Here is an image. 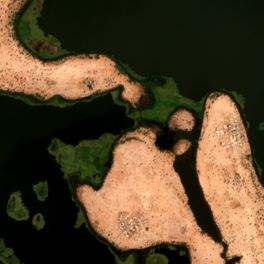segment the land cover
Returning a JSON list of instances; mask_svg holds the SVG:
<instances>
[{"label": "rangeland", "instance_id": "rangeland-1", "mask_svg": "<svg viewBox=\"0 0 264 264\" xmlns=\"http://www.w3.org/2000/svg\"><path fill=\"white\" fill-rule=\"evenodd\" d=\"M33 1L0 0L1 93L20 94L33 103H72L115 90L131 106L152 103L151 91L160 81L130 77L108 54L46 58L23 42L19 17ZM227 93L209 94L196 112L176 108L163 125H139L116 142L110 170L98 184L72 178L82 220L114 251L141 254L173 246L183 248L191 264H264V181L247 118ZM55 144L50 148L54 155L59 149ZM83 145L78 152L60 149L57 161L66 176L78 164L73 156L85 151ZM179 162H184L185 172ZM192 187L217 238L200 221ZM34 190L40 198L47 194L40 175ZM23 203L14 195L10 215L16 216ZM0 264L10 263L0 255Z\"/></svg>", "mask_w": 264, "mask_h": 264}, {"label": "water", "instance_id": "water-1", "mask_svg": "<svg viewBox=\"0 0 264 264\" xmlns=\"http://www.w3.org/2000/svg\"><path fill=\"white\" fill-rule=\"evenodd\" d=\"M36 23L63 52L108 54L137 76L172 79L196 102L216 91L235 93L264 122V0H43ZM86 100L62 107L0 92V252L10 264H67L68 247L115 262L87 224L77 226L80 205L49 150L54 140L77 145L130 126L107 95ZM250 137L264 181V128H250ZM38 175L46 197L28 220L13 218L12 196H35ZM37 214L44 219L39 229Z\"/></svg>", "mask_w": 264, "mask_h": 264}, {"label": "flooded vegetation", "instance_id": "flooded-vegetation-1", "mask_svg": "<svg viewBox=\"0 0 264 264\" xmlns=\"http://www.w3.org/2000/svg\"><path fill=\"white\" fill-rule=\"evenodd\" d=\"M39 0H34L33 3L26 8V10L19 17V36L20 39L25 42L29 47H33L35 51L39 52L42 56L46 58H51L54 55L58 56V53L68 54L67 52L60 51L59 49L48 45L46 40L43 38V34L36 24L35 17L38 16L41 7L38 8ZM125 68V67H124ZM126 69V68H125ZM125 72L132 78L138 79L140 81L148 80H158L160 84L153 89L152 103L149 106H131L129 101L121 98V93L119 91H109L103 94H97L92 98L86 100L87 102L92 99L107 95L108 98L112 99V103L118 106V109L122 111L129 123V127L123 128L122 131L115 135L112 133H104L102 136L96 139L83 140L77 145L64 144L58 140L55 141V147L58 152L56 153V159L58 156L62 157L60 149L67 147L74 152H78L81 144L85 151L81 150V154H76L73 156V161L78 164L71 165V173L66 176L70 181L72 178L82 179L84 183L96 185L101 179V175L110 170L113 152L116 142L121 138L127 136L130 132L135 131L141 124H165L169 119L170 113L180 107H187L193 112H196L202 101L196 102L190 100L185 93H180L177 89L175 82L169 78H144L135 75L131 70L126 69ZM232 96L239 106L242 108L248 122L249 129L261 130L264 128V122L258 117L257 108L253 106L252 102L243 96H237L235 93H227ZM26 100V99H25ZM29 103H33L27 100ZM77 103V101L72 103H65L59 101L49 102L48 104L58 105L62 107L71 106ZM35 104V103H34ZM247 112H249L253 117L251 120L247 117ZM123 127V126H122ZM53 141V142H54ZM53 144V143H52ZM51 144V146H52ZM50 146V148H51ZM62 147V148H61ZM49 148V150H50ZM51 152V151H50ZM52 153V152H51ZM53 154V153H52ZM54 155V154H53ZM88 156V158H87ZM58 162V161H57ZM59 164V163H58ZM62 168V166H60ZM63 170V168H62ZM64 172V171H63ZM72 174V175H71ZM83 174V175H79ZM72 188V187H71ZM17 198L22 200L24 203L22 209L16 211V216H12L17 220H28L29 210L35 207L36 202L42 200L47 194L43 195L41 198L38 195L26 198L20 193H15ZM13 195V196H14ZM12 196V197H13ZM12 199V198H11ZM11 201V200H10ZM27 206H26V204ZM10 204V202H9ZM82 207L80 206V212L78 215V224L81 226L84 221L82 220ZM9 210V207H8ZM10 214V213H9ZM11 216V215H10ZM33 224L36 228H41L44 225V219L41 214L35 215L33 218ZM110 247V246H109ZM110 250L115 256V262L113 264H191L189 256L185 250L181 247L173 246H159L151 250L142 252L141 254L129 253V254H119L114 251L111 247ZM1 254V252H0ZM5 260V259H4ZM7 261V260H6ZM8 262V261H7Z\"/></svg>", "mask_w": 264, "mask_h": 264}, {"label": "bare ground", "instance_id": "bare-ground-1", "mask_svg": "<svg viewBox=\"0 0 264 264\" xmlns=\"http://www.w3.org/2000/svg\"><path fill=\"white\" fill-rule=\"evenodd\" d=\"M82 65V64H81ZM80 67V66H79ZM85 68V67H84ZM116 125V124H115ZM113 126V125H112ZM117 127H120V124L117 125ZM128 150V149H127ZM178 167L180 168V170H182L183 172H185L187 170V168L184 166V162H179L178 163ZM132 179V178H131ZM134 182V181H132ZM134 184V183H133ZM136 185V184H134ZM134 187V186H133ZM143 187V186H142ZM129 188V187H128ZM115 189V188H114ZM114 191V190H113ZM121 191V189H120ZM114 193V192H113ZM118 193V192H117ZM113 195V194H112ZM118 195V194H117ZM114 196V195H113ZM119 197V195L117 196ZM118 200V199H117ZM127 200V199H126ZM117 202V201H116ZM122 202V201H121ZM125 203V202H124ZM119 204V203H118ZM130 204V203H128ZM115 206V205H114ZM199 212H200V221L202 223V225L205 227L206 230H208L215 238H217L218 232L215 229L214 225L212 224L210 218L208 217V215L206 213H203L201 211V208H199ZM2 258H4L2 256V254H0ZM5 259V258H4ZM6 260V259H5ZM67 264H107L109 263V260L104 257L101 253H97V252H91L88 251L86 249V251L82 254H78L76 253H71V250L69 251V247H68V253H67Z\"/></svg>", "mask_w": 264, "mask_h": 264}, {"label": "trees", "instance_id": "trees-1", "mask_svg": "<svg viewBox=\"0 0 264 264\" xmlns=\"http://www.w3.org/2000/svg\"><path fill=\"white\" fill-rule=\"evenodd\" d=\"M37 24V23H36ZM41 31V30H40ZM43 38H44V36H43ZM45 39V38H44ZM46 40V39H45ZM46 42H47V40H46ZM49 45V44H48ZM51 46V45H50ZM61 51V50H60ZM6 94H8V95H12V96H15V97H20V98H23V99H26V100H29V101H31V102H33V100H32V98H28V97H26L25 98V96H23V95H20V94H11V93H6ZM51 102H53V101H51ZM35 103V102H34ZM49 103V102H48Z\"/></svg>", "mask_w": 264, "mask_h": 264}]
</instances>
